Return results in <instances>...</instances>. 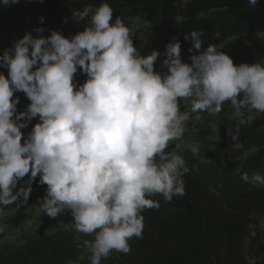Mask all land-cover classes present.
<instances>
[{"label":"clouds","instance_id":"obj_1","mask_svg":"<svg viewBox=\"0 0 264 264\" xmlns=\"http://www.w3.org/2000/svg\"><path fill=\"white\" fill-rule=\"evenodd\" d=\"M18 2L0 0L6 7ZM113 12L107 3L86 6L73 11L77 24L90 18L82 31L71 37L26 32L0 54L8 73L0 72V214L17 201L27 203L39 177L47 188L38 212L56 218L70 211L67 226L94 237L83 242L91 264L130 253L129 241L142 238V213L159 208L149 197L171 202L185 194L190 169L182 155L166 149L173 141L181 149L192 119L216 117L229 102L239 123L228 135L241 148L240 127L264 114V63L234 65L217 45L202 49L204 32L193 30L184 36L195 50L191 62L182 60L181 43L170 41L162 61L167 71H156L161 53L141 55L131 28L120 17L113 22ZM78 71L86 76L83 84L75 82ZM20 92L30 101L23 111L17 110ZM181 100H190V111L180 110ZM187 148L199 156V143ZM241 180L264 186L260 173H243Z\"/></svg>","mask_w":264,"mask_h":264},{"label":"trees","instance_id":"obj_2","mask_svg":"<svg viewBox=\"0 0 264 264\" xmlns=\"http://www.w3.org/2000/svg\"><path fill=\"white\" fill-rule=\"evenodd\" d=\"M103 3L113 8V22L116 17L125 24L129 19L150 22L155 25V35L162 41L178 40L181 57L185 60L195 52L189 51L191 41L184 39L193 30L204 32L202 49L209 44L220 47L231 40L240 43L264 35V0H257L254 7L248 0H19L7 7L0 3V33L12 44L26 32L33 37H47L51 31H60L65 37H71L90 21L89 18L77 24L73 11ZM177 16L184 17L182 23L176 22ZM40 17H44L42 24ZM37 27L45 31L37 33L34 31ZM216 32L220 33L219 37L215 36ZM132 39L134 42V35ZM0 72L7 77L6 68L0 67ZM85 80L86 76L78 71L75 82L83 84ZM15 96H19L17 110L23 111L30 101L22 92ZM179 103L180 110L185 111L182 100ZM38 122L35 118L22 130L25 136ZM235 129L236 126L227 127L222 131L225 141L218 145H224V152L231 155L253 150L239 169H246L249 176L253 173L264 175L263 124L255 119L240 127L241 148H237L228 135L235 134ZM177 143L171 142L166 151L178 152L190 169L183 177L185 194L174 196L171 202L165 201L162 195L149 197L159 202V208L145 209L142 213V238L134 237L129 241L130 253L113 252L101 264H264V244L258 233L252 236V227L257 225L255 218L264 220V186L244 182L234 168L229 170L231 178L229 176L227 181L222 176L227 168L223 167L216 178L225 181V187L223 194L216 195L214 189L221 187V181L216 183L208 179L199 160L180 151ZM201 145L206 160L222 162L217 157L218 145L210 147L207 140ZM20 211L11 219L15 227L25 221V214ZM68 255L66 247L60 243L28 241L17 250H0V264H53Z\"/></svg>","mask_w":264,"mask_h":264},{"label":"rangeland","instance_id":"obj_3","mask_svg":"<svg viewBox=\"0 0 264 264\" xmlns=\"http://www.w3.org/2000/svg\"><path fill=\"white\" fill-rule=\"evenodd\" d=\"M126 26L131 28L135 38V41L133 42L134 46L141 51V55L147 56L154 50L161 53V56L158 58L154 67L156 71L166 72L167 69L162 67V61L166 58L164 53L166 51L165 46L167 43L155 35V25L150 22L129 19L126 22ZM12 46L13 44L10 43V41H7L0 33V51ZM218 48L232 58L234 65H240L241 63H247L249 65L257 62L264 63V35L254 36L251 39L244 40L240 43L231 40ZM182 60L186 63L191 62L190 60H185L183 58ZM182 102L185 106V111H190V100H182ZM195 115L196 114H193V116ZM199 116V120L192 119L188 123V127L184 134L185 143L182 145L180 151L183 153L188 152L192 155L191 151L187 148V144L199 143V156H192L199 160L202 169L208 175V179L211 178V180L216 181V183L220 180L217 179L216 176L221 174L223 167L227 168L222 175L227 181L231 178V171L229 170L232 168H234V172L240 174V176L243 173H246L244 171L246 169L240 171L239 166H243L247 156L254 151L245 152L242 155H231L224 152V145H218L219 142L222 143L225 141V138L222 136V131L227 127H234L239 123L238 120L233 119V109L231 104L225 102L223 110L216 117H212L207 113H199ZM255 119L256 122L263 124L264 126V114L257 115ZM223 127H225V129H223ZM203 140H207L210 147L211 145L213 147L218 145L217 157L221 159L222 162L217 160H206L205 157H203V154H205V150L203 153L201 145ZM211 142H216V144H211ZM206 152L208 151L206 150ZM24 179L27 180V176ZM223 182L225 181L220 182V188L214 189L215 191L213 190L215 194H223L222 192L225 187ZM46 188V185H39V177H37L36 181L32 184V192L27 203L17 201L16 203L8 205L3 213L0 214V226H3L4 228L3 232H0V250H17L28 241L40 242L47 240L52 244H62V246L66 247V250L69 253L68 256L59 258L53 262V264H91V253L86 250L83 242L85 240L91 241L94 237L91 235L79 234L67 226L73 222V217L70 211L62 213L56 218H50L47 215L38 212L36 205L46 195ZM19 210H21L20 212L22 214H25V221L19 227H15L11 219ZM255 220L257 221V225L252 227V236L258 233L264 244V220L261 218H255ZM61 221L63 223H60ZM77 237L79 238L77 239ZM102 260H104V258Z\"/></svg>","mask_w":264,"mask_h":264}]
</instances>
